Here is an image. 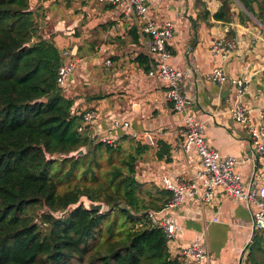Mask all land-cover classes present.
Masks as SVG:
<instances>
[{
	"label": "trees",
	"instance_id": "trees-1",
	"mask_svg": "<svg viewBox=\"0 0 264 264\" xmlns=\"http://www.w3.org/2000/svg\"><path fill=\"white\" fill-rule=\"evenodd\" d=\"M41 1L0 0V264H184L148 217L171 192L136 176L149 144L124 135L108 144L78 130L81 116L56 81L62 51L40 33ZM237 1L241 24L264 25V0ZM232 3L221 0L214 19L230 21ZM82 146L83 155L67 156ZM158 146L155 156L169 160ZM82 196L107 210L77 206ZM243 258L264 264L262 231Z\"/></svg>",
	"mask_w": 264,
	"mask_h": 264
},
{
	"label": "crops",
	"instance_id": "crops-1",
	"mask_svg": "<svg viewBox=\"0 0 264 264\" xmlns=\"http://www.w3.org/2000/svg\"><path fill=\"white\" fill-rule=\"evenodd\" d=\"M148 4L150 15L159 23L168 20L174 25L170 63L185 73L188 112L202 121L208 144L240 161L235 170L244 183L256 170L264 184V157L255 152L246 126L229 114L240 101L252 108L253 118L257 108L264 106V25L254 17L252 22L241 24L237 14L242 5L237 0L227 22L213 17L221 0H148ZM41 6L44 19L40 33L77 60L64 95L73 101L72 109H91L97 114L87 133L98 131L114 142L124 135L141 144H147L146 136L150 135L153 144L135 166L138 180L158 187H162L159 179L163 175L173 183L191 180L199 159L195 153L182 150V116L164 99L163 85L146 75L147 37H140L120 9L107 3L45 0ZM216 42L232 44L225 57L221 51L212 52ZM216 66H221L226 76L221 85L205 78ZM237 79L246 81L241 98L231 86ZM114 122L120 126L114 127ZM159 141L168 147L169 160L155 156ZM250 209L253 207L245 201L222 191L209 204L201 203L198 195L187 194L178 208H163L156 218H170L176 224L168 242L172 255L199 239L210 252L209 264H244L254 230Z\"/></svg>",
	"mask_w": 264,
	"mask_h": 264
},
{
	"label": "built area",
	"instance_id": "built-area-1",
	"mask_svg": "<svg viewBox=\"0 0 264 264\" xmlns=\"http://www.w3.org/2000/svg\"><path fill=\"white\" fill-rule=\"evenodd\" d=\"M102 3L113 5L120 9L122 16L130 21L140 37H147V51L149 66L146 75L157 80L164 87V99L170 104L171 109L180 113L182 116V127L180 129V146L185 152H193L199 159V167L194 171V177L189 180H181L173 183L172 179L166 175L160 177L159 182L162 188L171 192V197L164 208L176 209L184 201L187 194L198 195L201 203L209 204L213 201L215 195L222 191L230 197L241 199L253 207L252 226L254 230H260L264 233V184L260 180V174L253 170L247 182H243L235 167L240 161L232 156L221 154L218 150L211 147L204 135L202 121L189 113L190 100L183 91V82L185 73L170 63L172 50L170 49V40L174 34V25L170 21L159 23L150 15L148 0H96ZM232 44L229 42H216L212 46V52L222 53L225 57ZM64 58L57 70L56 81L60 89L67 91L70 83V75L76 69L77 60L69 50L62 51ZM110 64L109 60L105 61ZM206 80L221 85L226 76L221 66L212 68L206 74ZM239 98L246 93V81L237 79L231 82ZM81 116V123L78 130L85 129L86 124H90L97 118L94 110L86 109L76 111ZM230 116L237 123L246 126L250 142L257 155L264 157V106L257 108L256 117L252 116V108L244 103L238 102L229 110ZM114 127H119L114 122ZM126 126V125H125ZM90 139L94 141H103L112 144V138L101 137L98 131L88 133ZM132 136L137 138V134ZM147 144H153L150 135L146 136ZM156 213L148 210V217L163 228L168 242L175 234L176 224L170 219L158 220ZM184 264H209L211 260L210 252L204 247L199 239L194 240L188 246L180 249L177 254Z\"/></svg>",
	"mask_w": 264,
	"mask_h": 264
},
{
	"label": "water",
	"instance_id": "water-1",
	"mask_svg": "<svg viewBox=\"0 0 264 264\" xmlns=\"http://www.w3.org/2000/svg\"><path fill=\"white\" fill-rule=\"evenodd\" d=\"M70 77H71V75H70ZM89 126H90V124H86L84 127H85V129H87V128H89ZM84 153H85V147L82 146V147H80L74 151L69 152V154L67 156L68 157H72V156L77 157V156L83 155ZM49 158H53V157H49ZM81 198H80L79 202L77 203V206L79 203H82V201H83V205L89 210L98 211V212L104 211L105 205L103 202H94V201L89 200L85 196H82ZM122 206L124 207V204H122ZM64 211H65V209H61V212H64ZM254 233H255V230L252 231V235H251L252 237H253ZM241 260L242 259H240V262H241Z\"/></svg>",
	"mask_w": 264,
	"mask_h": 264
},
{
	"label": "rangeland",
	"instance_id": "rangeland-1",
	"mask_svg": "<svg viewBox=\"0 0 264 264\" xmlns=\"http://www.w3.org/2000/svg\"><path fill=\"white\" fill-rule=\"evenodd\" d=\"M82 199V198H81ZM82 203H83V201H82ZM77 205V204H76ZM76 205H71V207H75ZM104 210H107V207L106 206H104Z\"/></svg>",
	"mask_w": 264,
	"mask_h": 264
}]
</instances>
